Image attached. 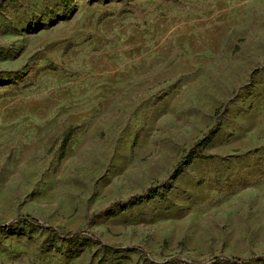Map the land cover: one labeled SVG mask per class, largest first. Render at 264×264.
Returning a JSON list of instances; mask_svg holds the SVG:
<instances>
[{"label":"rangeland","instance_id":"rangeland-1","mask_svg":"<svg viewBox=\"0 0 264 264\" xmlns=\"http://www.w3.org/2000/svg\"><path fill=\"white\" fill-rule=\"evenodd\" d=\"M227 257L264 264V0H0V264Z\"/></svg>","mask_w":264,"mask_h":264},{"label":"trees","instance_id":"trees-1","mask_svg":"<svg viewBox=\"0 0 264 264\" xmlns=\"http://www.w3.org/2000/svg\"><path fill=\"white\" fill-rule=\"evenodd\" d=\"M225 109L224 107H220L215 111L214 114V124L207 130V132L198 140H196L192 146L188 149L186 154L175 164L172 175L173 178L176 179L184 169L188 168L195 160H206L212 158L211 155L206 154L205 149L212 143L216 135L220 131V120L221 116L224 113ZM74 127L69 126L67 127L60 135L59 139L60 140V150L63 152L68 143L70 142L72 135L74 133ZM57 142V141H55ZM170 191V188H166L163 194L159 193H153L150 198L157 197L160 200H165L167 193ZM18 222H22L24 224H29V225H36L40 229L50 232L51 234L55 235L59 239L63 241H77L80 238H83V236H88L89 240L94 241L95 243H98L102 246L104 251H112L114 248L112 246L106 245L101 242V240L96 237L94 234L85 232V231H75V232H63L60 229L40 223L38 220L34 218H29V217H19L16 219ZM133 250H139L143 251L140 247H132ZM225 260L229 263L233 264H239V263H244L250 259H239V258H233V257H227Z\"/></svg>","mask_w":264,"mask_h":264}]
</instances>
